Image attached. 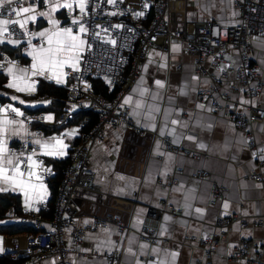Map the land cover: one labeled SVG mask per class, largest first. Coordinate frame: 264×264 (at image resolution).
I'll return each instance as SVG.
<instances>
[{
	"label": "crops",
	"instance_id": "crops-1",
	"mask_svg": "<svg viewBox=\"0 0 264 264\" xmlns=\"http://www.w3.org/2000/svg\"><path fill=\"white\" fill-rule=\"evenodd\" d=\"M58 5H63V1H21L19 8L31 7L34 9L32 12L18 17L22 20L27 16H35V20H29L23 28L29 32V50L22 51L19 47L11 55L7 53L9 61L6 62L3 70L7 81L5 86L0 88V95L10 99L4 104L0 102V121L15 120L17 122L5 126L7 131L3 134L4 146L7 150L9 145L20 146L22 143L27 147V152L23 155L9 153V151L6 155L13 159V164L24 161L20 164L21 171L25 173L21 179L29 185L24 190L19 187L14 189L11 182L0 180V187L8 189L0 192L18 194L22 214L26 215L32 211L26 207V201L34 210L39 203L46 201L49 197L46 181H39L34 177L28 178L29 162L26 157L32 155L33 160L37 161L38 155L50 159L71 156L74 143L81 133V124L73 123L52 134L43 135L33 129L32 125L27 124L19 115H9L3 110L5 105H11V108H17L20 112L47 107L48 102L42 101L40 97H29L34 95L38 80L43 79L61 85L65 80V70L76 65L83 46V44H79V40L84 41L82 32L72 31V35L79 38L76 41L78 46L69 50L70 37L67 33L61 32L65 14L63 7ZM54 6L56 10L52 11ZM40 13L47 15H40ZM168 17L173 31L180 30L186 22L193 21L214 20L221 25H230L237 22V9L233 0H170ZM0 20L3 19L0 18ZM53 20L58 21V24L54 25L50 22ZM41 32H44L45 35L39 36L38 33ZM55 33H59V35H54ZM50 36L51 44L49 43ZM36 40H40L42 43L39 45L33 43ZM4 43L19 46L17 41L7 38L5 32L0 34V45ZM173 45H178L179 50L174 51ZM57 47H62L64 51L55 53L52 62L46 64L42 72L38 64L35 70L36 74L33 75L34 60L33 55L29 53H33L35 50L40 55H52L42 50L56 49ZM248 53L251 62L259 68L262 76L263 88L258 104L264 110V38L251 39L248 43ZM227 60L230 65L234 66L237 61L235 51H231ZM13 65L15 66L13 73H9L8 68ZM19 69H26L27 72L21 73ZM205 72L206 75L203 76L195 74L193 58L184 52L181 43H172L168 52H163L158 47L149 49L140 76L130 91L121 99V105L128 111L129 117L135 123V128H130L123 123L105 126L104 140L90 146V159L95 182L100 186L101 192L77 189L74 196L77 204L75 227L83 228L95 218L107 214H117L127 230L120 233L110 225L100 227L95 231H88L80 243L81 253L75 251L70 242L69 231L65 230L64 245L68 251L66 257L71 264H105L104 259L98 254L109 248L107 245H103L97 250V246L101 241L109 238L116 247L121 248L120 264H135L137 258L142 264H149L151 261H156L158 264L161 260L165 264H171V256L168 254L172 252L179 253L174 264H249L243 260L237 261L231 258L241 240L258 242L264 263V187H256L264 185V182L244 179L249 171H259L260 169L258 167L259 153L264 149V119L260 122H251L247 125L246 130H240L226 116L208 111V108L211 109L210 99H216L220 104L230 105L236 112H247L250 101L232 74L224 81L214 71L210 57L205 61ZM194 76L199 79L193 80ZM157 80L164 83V88L157 87L155 83ZM10 83H16L20 88L26 90L17 91L16 88H9ZM180 89L187 92V95H179ZM141 90H145L143 96L140 95ZM200 91H205V95L199 97ZM157 93H159V98L153 99V95ZM126 97H132L129 104H124ZM169 97H172L171 102ZM242 101H248V103H242ZM136 102H140L142 107L137 109ZM198 104H204L205 109L197 108ZM150 106H158L161 110L158 113H153L155 119L151 122L146 119L150 115ZM68 108H70L69 104L65 109ZM168 108L174 110L171 119L179 118L189 121V114H191L189 128L183 129V131L186 135L196 136L198 142L205 143L206 149L202 150L186 139L181 140L179 144H173L172 136L160 135V129L165 123L164 110ZM42 113L45 116V126L50 131L59 126L54 113ZM197 120L205 124L210 123L211 129L196 126ZM149 123L154 124L155 128L145 126ZM169 127L172 126L169 125ZM246 132L252 134L256 143L255 149L248 147ZM37 140L40 141V144L36 143ZM57 140H62L67 148H61L56 144ZM157 141L160 143L159 150L161 152L171 153L175 157V163L167 178L159 174L163 171L166 157L155 154ZM167 143L200 153L201 157L194 159L172 152L166 148ZM43 144H47L48 147H42ZM60 151H63L64 155H59ZM253 154L256 156L254 157ZM5 166L9 169L8 174L11 176L13 174L11 172L12 165ZM177 169L180 171L178 172ZM196 169L204 170L208 176L203 179H193L191 174ZM150 171L153 179L151 183H148L147 178ZM172 175L176 177V182L170 184L168 179ZM181 183L184 185V193L172 191ZM212 183L219 184L226 190L223 199L215 205L209 203ZM189 189H195L196 199L192 201L191 211L193 214L185 215L184 196ZM157 192L161 194L158 196ZM225 202L229 204L228 209L223 207ZM148 206L161 209L156 232H160L161 225H165L168 231L164 236L157 235L160 239L159 243L149 244V248L144 250L145 254H140L139 245L147 243L141 237L144 223L139 227H133V224L138 213H140V218L145 221L146 207ZM196 207L204 209L203 216L195 214ZM170 208L175 209L176 213H171ZM234 214L242 217L247 224L243 225L236 221L228 226H216L218 219ZM165 215L172 217V220L166 223L163 220ZM30 219L33 217L27 218V223L31 222ZM86 221L87 223H85ZM257 221L259 224L253 225ZM104 229H108L109 233H105ZM213 233H218L220 240L214 252L208 255L206 247L199 245L197 240L204 236L209 237ZM25 237L26 235L0 236V249H3L0 251V255L6 252L16 254L17 249L24 246ZM131 239H135V243L131 246L133 251L137 252V256L127 255ZM155 247L160 249L159 254L151 252V249ZM83 249H91V251H82ZM56 260L57 256L52 255L43 261L28 264H55Z\"/></svg>",
	"mask_w": 264,
	"mask_h": 264
},
{
	"label": "built area",
	"instance_id": "built-area-1",
	"mask_svg": "<svg viewBox=\"0 0 264 264\" xmlns=\"http://www.w3.org/2000/svg\"><path fill=\"white\" fill-rule=\"evenodd\" d=\"M21 1L17 0L12 5L0 7V18L18 19L10 12V9H19ZM62 1L63 4L72 3L73 7L63 8L65 21L61 29L71 28L72 31H79L82 24L87 31L82 33L84 43L77 63L74 67L65 70V80L61 84L66 89L65 101L70 108L64 109L59 114L56 123L69 124L74 114L79 111H94L98 118L88 134L83 135L73 149L70 163L65 168L56 193L51 220L45 222L42 219H30L35 228L42 230L35 235L25 237L24 246L17 249V253L13 256L24 258V261L19 264L40 262L52 255L57 256L55 264H71L66 257L68 251L64 245L65 230L69 231L71 245L77 253H81L80 243L88 231L112 225L120 233L126 232L127 227L120 222L117 214L95 218L83 228L75 227L77 204L74 196L77 189L101 192L100 186L95 182L90 146L104 140L105 126L123 123L130 128H135V123L129 117L128 111L121 105V99L140 76L142 65L152 47L168 52L172 43H181L184 52L193 58L194 72L199 76L206 75L205 61L210 57L214 71L224 81L232 74L250 101L247 112H236L230 105L220 104L216 99H210L211 111L226 116L240 130H246L251 122H260L264 119V110L258 104L263 80L259 68L251 62L248 53V43L251 39L264 38V0H233L237 9V22L233 24L221 25L214 20L193 21L186 22L177 31L171 30L168 17L170 0H117L115 5L107 3V0H86L84 12L80 11L78 0ZM138 12H143L144 15L136 16ZM73 20H77L78 23L73 24ZM6 27L8 29L5 32L6 37L17 41L22 51H28L29 32L20 28L19 25L9 24ZM33 43L39 45L42 41L36 40ZM231 51L236 53L237 61L234 66L227 60ZM8 61L9 58L0 48V71L4 70ZM94 79H100L109 91L116 90L111 100H106L100 93L95 92L92 86ZM203 95L205 91L198 93L199 97ZM40 99L49 104V97L43 95ZM3 110L9 115H15L7 105ZM21 113L19 117L29 125L46 123L42 112L21 111ZM36 131L42 133L39 129ZM246 139L248 147L255 149L256 143L250 132H246ZM166 148L194 159L201 157L200 153L168 143ZM8 151L16 154L26 153L27 147L24 143L20 146L9 145ZM37 163L35 173L40 178L33 177L39 181H47L53 174V170L40 155L37 156ZM258 167L259 171H249L244 179L264 182V159L259 160ZM177 171L179 172L180 169ZM207 176L208 174L202 169H196L191 174L193 179H203ZM168 181L170 184L175 183L176 177L172 175ZM211 192L209 203L215 205L223 199L226 190L219 184H213ZM46 210L47 203L42 201L29 215L33 216L38 211ZM160 210L151 206L146 207L141 237L151 245L160 241L156 232V224L161 215ZM169 211L176 213L172 208ZM16 219L27 222L25 217H14V220ZM236 221L243 225L247 224L242 217L234 214L218 219L216 226H228ZM44 222L48 226L44 227ZM258 224L259 221L253 223V225ZM219 240L220 235L213 233L209 237L199 238L197 242L205 246L206 253L210 255L214 252ZM98 255L104 259L105 264H120L121 248L116 247L111 251L104 249ZM231 258L237 261L243 260L249 264H264L258 242L239 241Z\"/></svg>",
	"mask_w": 264,
	"mask_h": 264
},
{
	"label": "snow or ice",
	"instance_id": "snow-or-ice-1",
	"mask_svg": "<svg viewBox=\"0 0 264 264\" xmlns=\"http://www.w3.org/2000/svg\"><path fill=\"white\" fill-rule=\"evenodd\" d=\"M17 2V0H0V7H4L5 5H12L13 3ZM107 3L113 4L115 5L117 3V0H107ZM85 4H86V0H78V7L80 9L81 12L85 11ZM59 7H63V8H68L71 9L73 7L72 3H64L63 5H58ZM147 5H145L146 7ZM56 7L54 6L52 8V11H55ZM34 11V9H32L31 7H22V8H11L10 12L15 14V16L20 17L22 14H27L29 12ZM113 15H115V13H112ZM40 15H47L46 13H40ZM136 16H143L144 13L143 12H138L135 14ZM29 20H35V16H27L24 19H16V20H11V19H3L0 20V26H5V27H0V34H2L3 32H7V25L9 24H14V25H19L20 28H24V26L28 23ZM51 23H53L54 25L58 24V21H50ZM73 24L78 23L77 20H73L72 21ZM116 27H120V25H116ZM80 32H86L87 30L84 28V26L81 24L80 25ZM61 32L63 33H67L68 36L70 37L71 43H69L68 45V49H74L76 48L78 45L76 43V41L79 39L78 36H74L72 35V29L71 28H67V29H62ZM39 36H44L45 33L41 32L38 33ZM54 35H59V33H55ZM52 42V38L51 36L49 37V43L51 44ZM59 43V41H58ZM84 41L83 40H79V44H83ZM112 43H115V41H112ZM173 50H179V46L178 45H173ZM42 51H46L47 53H50L52 55H40L39 53H37L35 50L33 53H29L30 55H33V64H32V68H33V75L36 74V69L38 67L39 64V68L40 71H43V67L52 62L53 56L55 55V53H59L64 51V49L62 47H57L56 49H52L49 48L47 50H42ZM14 65L8 68V72L9 73H13V69H14ZM161 67H164V65H161ZM223 70V69H222ZM19 71L21 73H26L27 70L26 69H19ZM14 79H16V77L14 76ZM193 80H198V77H192ZM156 85L158 88H164V83L160 80H157ZM9 88H16L17 91H25L26 89L20 88L16 83H10L8 85ZM31 90V89H28ZM145 94V90H141L140 91V95L143 96ZM179 95L181 96H186L187 92H185L183 89L179 90ZM153 99H157L159 98V93L153 95L152 97ZM13 99H16L15 97H13ZM132 101V97H126L124 99V104H129ZM169 101H172V97H169ZM20 103H23V101H20ZM242 103H248V101H242ZM9 107L11 108V105H9ZM135 107L137 109L142 107V104L140 102H136ZM197 108L204 110L205 109V105L204 104H198ZM208 111H211L210 108L207 109ZM11 111L14 112L16 115H22V113L19 111V109L17 108H11ZM160 108L158 106H150V115L148 117H146L147 120H149V122H151L152 120L155 119V115H153V113H158L160 112ZM173 109L172 108H168L164 110V126L160 129V135L161 136H165V135H169L172 136V143L173 144H179L181 142V140L186 139L189 142L193 143L196 145V147L200 148V149H206L207 145L203 142H198L197 141V137L194 135H186L185 132L183 131V129H187L189 128L190 125V120H191V114L190 115V120L189 121H183L179 118L176 119H171L172 115H173ZM48 119H51V117H48ZM17 123L15 120H4V121H0V180H3L4 182H11V184L13 185V188H21L22 190L26 189L29 185L26 184V182L21 179L22 177H24L25 173L24 171H21L20 168V164L24 163V161H19V163L13 164V159L10 156H7V148L6 146H4V141H3V134L7 131L6 129V125L7 124H14ZM22 124V122H20ZM169 125H171L172 127H169ZM145 126H152L153 128H155L154 124H147ZM196 126L203 128V129H208L210 130L212 125L210 123H203L200 120H197ZM37 144H40V141L37 140L36 141ZM56 144L60 145L61 148H67V145L63 144L62 140H57ZM44 148H47L48 145L47 144H43L41 145ZM160 143L159 141H157L156 144V155L159 156H165V162L163 164V171L159 172V174L161 176H163L164 178H167L168 175L170 174L171 170H172V166L175 163V157L171 154V153H163L160 150ZM46 154H53V153H46ZM59 155H64L63 151H60L58 153ZM21 155H23V153H21ZM254 157L256 156V154H253ZM260 159H264V149L261 150V155L259 156ZM19 160V158H17ZM28 163V171H27V176L30 179L33 176H36L37 179H39L40 177L36 175L35 171H33V169H35L36 167H38V163L37 161L33 160L32 155H29L26 157ZM5 165H12L11 168V172L13 173L11 176L8 174L9 173V169L5 166ZM153 179V175L150 171L149 176L147 178V182L151 183ZM32 187H34V185H32ZM246 187V185H245ZM256 187H264V185H257ZM8 189L6 187H0V191H7ZM172 191L174 192H180V193H184L185 189H184V185L183 183L179 184L177 187L173 188ZM195 189H189L187 191V193L184 196V200L185 203L183 205V207L185 208V215H192V201L196 199L195 195ZM161 193L157 192V195L159 196ZM26 207L29 210H33L31 209V205L27 203L26 201ZM224 209H228L229 208V204L227 202H225L223 204ZM195 214H197V216H203L204 213V209L196 207L194 209ZM163 220L167 223L169 221L172 220V217L165 215L163 217ZM87 223V221L85 222ZM144 221L140 218V213L137 214V219L135 220L133 227H139L141 224H143ZM105 233H109L108 229H104L103 230ZM168 229L165 225H161V229L160 232L157 233V235L159 236H164L167 233ZM92 238V237H89ZM135 243V239H131L129 240V247L127 248V255L128 256H137V252L133 251L132 248V244ZM159 243V241L157 242ZM103 245H107L109 248V251H111L115 246V244L109 239L105 240V241H101V243L97 246V250H99V248ZM149 248V244L148 243H142L139 245V250H140V254H145L144 250ZM3 249H0V251H2ZM82 251H91V249H83ZM152 253H156L159 254L160 249L158 247L152 248L151 249ZM168 255L171 256V264H174L176 257L179 255L178 252H172L169 253ZM135 264H142V262L137 258V260L135 261ZM149 264H157L156 261H151L149 262ZM158 264H165V262L163 260L159 261Z\"/></svg>",
	"mask_w": 264,
	"mask_h": 264
},
{
	"label": "trees",
	"instance_id": "trees-1",
	"mask_svg": "<svg viewBox=\"0 0 264 264\" xmlns=\"http://www.w3.org/2000/svg\"><path fill=\"white\" fill-rule=\"evenodd\" d=\"M20 46H12L9 43H4L0 45L1 50L8 56L14 53L19 49ZM8 53V54H7ZM7 78L5 74L0 71V88L5 86ZM92 86L95 92L100 93L106 100H111L114 96L116 90L109 91L104 83L100 79H94L92 81ZM49 97L50 101L48 106L38 107L34 110H27L23 112H49L54 113L55 118L66 108V89L61 85L55 84L53 82H48L43 79L38 80L36 91L33 96L29 97H40V96ZM10 99L5 98L0 95V102L2 104L9 102ZM98 115L94 111H79L76 112L73 116L72 121L69 123H80L81 124V133L79 134L78 140L75 141L74 147L77 145L79 140L83 135L88 134L91 128L97 122ZM32 128L35 130H40L43 135L52 134L53 132L59 131L61 128L66 125H59L54 127L51 131L45 126V124L32 123ZM56 125V124H55ZM58 125V124H57ZM74 149V148H73ZM73 152V151H72ZM72 155V154H71ZM71 156H67L59 159H50L45 158L47 165L53 170V174L48 178L47 186L49 189V197L46 200L47 210L38 211L35 215H26L22 214V209L20 207V200L18 194H11L8 192H0V236L2 237H13L18 235L32 236L38 233L39 230L35 228L31 223L27 222H18L13 221L14 217H25V218H37L42 219L45 222H48L52 218L53 206L56 197V193L60 182L63 179L65 168L70 163ZM46 227V223L44 224ZM12 252H6L5 254L0 255V264H19L24 261V258L20 256L11 257Z\"/></svg>",
	"mask_w": 264,
	"mask_h": 264
},
{
	"label": "rangeland",
	"instance_id": "rangeland-1",
	"mask_svg": "<svg viewBox=\"0 0 264 264\" xmlns=\"http://www.w3.org/2000/svg\"><path fill=\"white\" fill-rule=\"evenodd\" d=\"M213 184H216V183H212V185H211V190H212V186H213ZM211 194H212V192H211Z\"/></svg>",
	"mask_w": 264,
	"mask_h": 264
}]
</instances>
